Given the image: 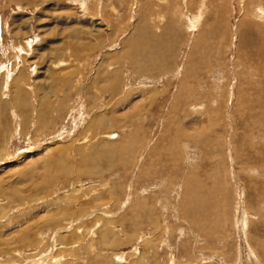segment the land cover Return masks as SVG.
I'll use <instances>...</instances> for the list:
<instances>
[{"label":"rangeland","instance_id":"1","mask_svg":"<svg viewBox=\"0 0 264 264\" xmlns=\"http://www.w3.org/2000/svg\"><path fill=\"white\" fill-rule=\"evenodd\" d=\"M0 67V264H264V0H0Z\"/></svg>","mask_w":264,"mask_h":264},{"label":"bare ground","instance_id":"2","mask_svg":"<svg viewBox=\"0 0 264 264\" xmlns=\"http://www.w3.org/2000/svg\"><path fill=\"white\" fill-rule=\"evenodd\" d=\"M176 1V0H175ZM182 1V0H181ZM168 3V2H167ZM149 11H150V9H149ZM186 15V14H185ZM261 15V14H260ZM198 15H194L191 19H189V23H190V28H193V27H196V23H197V21H198ZM189 28V27H188ZM195 29V28H194ZM144 32V31H143ZM144 33H146V32H144ZM143 35L142 34H140L139 35V37H138V39H136L135 41H134V39H132V44L130 45V48H129V50L127 51V56H128V58H129V61H130V63L132 64V65H135V66H137L138 68H139V70H141V71H145L146 72V70L149 68V62L151 61V59L153 60L151 63L153 64V62H155V60H157V59H153V56H151V57H148V55L152 52L151 50H150V48H149V45L147 44V42L146 43H143ZM134 38V37H133ZM140 38L142 39V40H140ZM131 40V39H130ZM134 41V42H133ZM135 43V44H134ZM149 60V61H148ZM128 61V62H129ZM54 65V64H53ZM1 68V67H0ZM108 71V70H107ZM189 73V72H188ZM66 78V77H65ZM64 79V78H63ZM115 81V80H114ZM117 81V80H116ZM116 87V86H115ZM121 89V88H120ZM118 90V87H116L114 90H113V92H116ZM124 90V88L122 87V91ZM124 91H128V90H124ZM126 95H128V92H127V94ZM2 106V105H1ZM4 108H5V106H4ZM55 108V107H54ZM136 108V107H135ZM137 111V110H136ZM139 111V110H138ZM16 113V112H15ZM69 113V112H68ZM79 113V112H78ZM13 114V113H12ZM80 115H81V113H79ZM79 114H77L76 115V119H78L79 118ZM15 115V114H14ZM42 115V114H41ZM44 117V116H43ZM72 118H73V116H72ZM13 119H14V117H13ZM25 119V118H24ZM76 119L74 118V121H76ZM40 121L39 122H41L42 120H43V118L42 117H40V119H39ZM81 120V119H80ZM97 120V119H96ZM99 120V121H98ZM97 121L98 122H100L101 123V120H103L102 118H100V119H98ZM43 121H45V120H43ZM38 122V123H39ZM45 122H47V121H45ZM38 123H36V124H38ZM108 134V133H107ZM204 134V133H203ZM110 135V134H109ZM117 135V134H116ZM108 138V137H107ZM116 139V138H115ZM117 139H118V137H117ZM124 147V146H123ZM128 147V146H127ZM118 148V147H117ZM125 151H128L127 149H124ZM111 151H113V150H111ZM119 151V150H118ZM116 152H117V150H116ZM122 152V151H121ZM116 154V153H115ZM125 154V153H124ZM64 165V164H63ZM192 174V173H191ZM217 176V175H216ZM185 185V184H184ZM197 186V182L194 180V179H189V180H187V183H186V186H185V188H184V197H186V204L185 205H187L188 207H190V206H193L192 204H194V203H196V195L193 193L194 192V190H195V187ZM196 192V191H195ZM13 197V196H12ZM198 198H199V196H197ZM196 200V201H195ZM207 201V200H206ZM194 202V203H193ZM140 203V202H139ZM139 203H137V204H139ZM93 204V203H92ZM196 204H199V201L196 203ZM200 204H201V202H200ZM206 204V203H205ZM134 205H135V203H134ZM201 205H203V203L201 204ZM196 206V205H195ZM204 206H206V205H204ZM186 207V206H185ZM187 209V208H186ZM193 209H195V212H196V208H193ZM197 209H200V207H198ZM190 210V209H189ZM194 211V210H193ZM192 211V212H193ZM187 212V211H186ZM191 212V213H192ZM197 212H198V210H197ZM202 212V211H201ZM199 213H200V211H199ZM92 214V213H91ZM189 214V213H188ZM198 214V213H197ZM196 215V214H195ZM194 215V216H195ZM59 216H63V215H59ZM139 216V215H138ZM194 216H193V218H194ZM95 217V216H94ZM100 217V216H99ZM99 217H95V219H94V221L96 222V223H100L101 224V226H100V228L98 229V230H100L101 228L103 229L104 227H106L107 229L105 230V231H101V233H102V241L103 242H106L105 241V237H107V235H110V233H112V234H114V232L113 231H110V228H111V230H113V228H115V226L113 225V222H114V220H107V219H105L104 217L103 218H99ZM102 217V216H101ZM137 217V216H136ZM149 217V216H148ZM192 217V216H191ZM58 219V218H57ZM112 219V218H111ZM203 219V218H202ZM217 219V218H216ZM199 220V219H198ZM53 221V220H52ZM56 221V220H55ZM190 221V220H189ZM54 222V221H53ZM57 224V223H56ZM210 225H213V224H210ZM218 222H217V220H215L214 221V225H213V228H214V230L218 227ZM159 226V225H158ZM122 229V228H121ZM123 230V229H122ZM164 231L162 232V235L163 234H167L166 232V230H168L167 228H165V229H163ZM123 232V231H122ZM92 233V232H91ZM119 234V233H118ZM127 234V233H126ZM57 237V236H56ZM23 238H24V240H27V238H28V236H27V234H25V235H23ZM127 238V237H126ZM134 239V238H133ZM136 240V239H135ZM148 240V239H147ZM128 241V240H127ZM152 240H150V241H144V243H143V245L145 246V247H148V246H146V245H149V244H151L150 242H151ZM108 242V241H107ZM142 242H143V240H142ZM160 242H163V243H165L166 245H167V240L166 239H160ZM63 243V242H62ZM160 244V243H159ZM142 245V244H141ZM151 246H153V245H151ZM150 246V247H151ZM161 246V245H160ZM165 247H167V246H165ZM64 248V247H63ZM157 248V247H156ZM155 247L153 248H151V250H152V254L150 253V255L148 254L147 255V257H151L152 255H153V253H155V251H157V249H156ZM170 248V247H169ZM137 249V248H136ZM146 249H149V248H146ZM168 249V248H167ZM171 249V248H170ZM169 249V250H170ZM202 249V248H201ZM160 250H162V249H160ZM164 250V249H163ZM199 252V251H198ZM200 254V253H199ZM251 254H253L251 251H250V248H249V255H251ZM125 254H123V253H120V254H116V255H112L111 256V264H149L148 263V261L146 262V258H145V254L144 255H140L137 259H134V260H130L131 262H129L128 260H127V256L125 255ZM218 255V254H217ZM222 255V254H221ZM99 257H101V256H99ZM108 257V256H107ZM189 257V256H188ZM135 258V257H134ZM169 258V257H168ZM211 258V255H210V257H208V256H203L202 257V260L204 261L205 260V262L203 263V264H210V261H206V260H208V259H210ZM107 259V258H106ZM133 259V258H132ZM170 260V262H168L169 264H177L178 262H177V260H176V257L173 255V253L170 255V258H169ZM221 259V258H220ZM223 260V259H222ZM54 261L56 262H58V260H56V259H54ZM221 261V260H220ZM103 262V261H102ZM177 262V263H176ZM194 263H196V262H190L189 264H194ZM239 264V263H238Z\"/></svg>","mask_w":264,"mask_h":264}]
</instances>
